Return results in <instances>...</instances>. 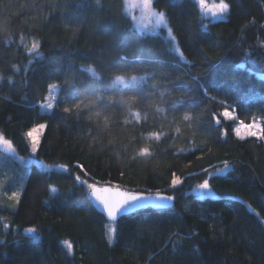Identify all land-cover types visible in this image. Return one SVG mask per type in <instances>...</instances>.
Segmentation results:
<instances>
[{
    "label": "trees",
    "instance_id": "trees-1",
    "mask_svg": "<svg viewBox=\"0 0 264 264\" xmlns=\"http://www.w3.org/2000/svg\"><path fill=\"white\" fill-rule=\"evenodd\" d=\"M226 2L227 18L205 28L198 0L153 1L183 60L164 30L137 28L124 0H0V132L29 156L27 132L45 123L34 155L58 166L4 180L0 264H264V139H240L222 116L264 124V0ZM34 41L39 56L28 52ZM116 76L145 79L122 88ZM53 82L59 93L44 112ZM205 179L215 196L192 193ZM15 183L24 186L12 208ZM92 183L165 191L176 206L112 221L110 240L111 221L87 198Z\"/></svg>",
    "mask_w": 264,
    "mask_h": 264
},
{
    "label": "snow or ice",
    "instance_id": "snow-or-ice-1",
    "mask_svg": "<svg viewBox=\"0 0 264 264\" xmlns=\"http://www.w3.org/2000/svg\"><path fill=\"white\" fill-rule=\"evenodd\" d=\"M97 3H99V0H96ZM199 4L202 8H206L208 11L212 13L213 16H220L224 15L229 12L230 4L226 2V0H219L218 3L214 4L211 8H208V6L205 4V0H199ZM140 6L151 10L153 6V0H140ZM157 17V24L158 25H166L167 21L165 19V13L164 12H156L154 13ZM169 32H171V29H169ZM39 49L40 44L38 42H32L31 47L28 48V52L30 54L39 56ZM177 51H180L177 49ZM180 55L183 56V52H180ZM93 75L96 77V79H99L98 73H93ZM145 79V77H139L132 76L130 81H125L123 76H116L113 83H118L122 86V88H129L132 83L135 82H142ZM51 87V86H50ZM103 97L97 96V100L102 99ZM109 100H112L113 98L111 96L108 97ZM131 99L134 101L135 97H131ZM121 104L127 105L129 102L127 100H124L121 98L120 100ZM48 109H52L54 105L52 103H48L46 105ZM77 109H79L80 104L77 103L75 105ZM65 113H70L72 111L71 108L65 107L63 109ZM97 115H99L97 113ZM134 116L137 120L140 119L139 112L134 113ZM224 116L228 117L229 119L233 118V114L227 110L224 112ZM187 119V117H185ZM105 123H107V118H105ZM216 123H219V119H216ZM240 126L236 127L234 129L235 135L239 137L240 139H244L245 136L247 137H257L260 139H264V124H258L255 121L253 123L245 124L243 120L239 121ZM46 128V125L44 123H39L36 126L30 128L27 132V136L30 140V147H31V153L35 154L38 152V149L40 147V135L42 134V130ZM157 139L159 138V134H156ZM0 146L4 148L6 152L14 153L16 151V148L13 144V142L7 138H5L3 135H0ZM140 155L147 156L149 155V149L143 148ZM20 159H24L21 157ZM35 161L36 163H40L42 167L44 168H51V165H44L42 161L39 160L38 157H30L29 162ZM61 169L67 171L66 165H60ZM78 167H83L82 165H78ZM229 167V162L225 160L223 162V168L217 169L218 172L223 173L225 169ZM204 172L207 173L208 169H204ZM123 175V173H121ZM75 180L79 181L81 184H85L86 182L81 179L79 175L75 176ZM182 184L181 177L175 175L173 173L172 179H171V186L173 188H176L177 186ZM200 189L203 190H209L211 188V185L209 183L208 179H205L202 183L198 185ZM87 188L90 190L91 197L94 198L95 201H97L102 208L104 209L106 216L111 221L115 222L118 220V218L121 216V214H131L134 213L136 210L144 209L149 206H152L156 209H160L163 207H166L165 202L171 201L174 199V197L162 194L161 192L157 191L155 193V196L152 195H146L143 192H130V191H121L118 187H114L111 185L98 187L97 184H87ZM52 191L55 192L56 189L52 188ZM21 197L20 192H12L10 199L14 201L12 207H15L16 204L19 203ZM26 231L28 233H37V229L34 227L27 228ZM116 228H112L109 233V238L111 240V237L113 234H115ZM65 246L69 251L72 250V244L69 241H64Z\"/></svg>",
    "mask_w": 264,
    "mask_h": 264
},
{
    "label": "rangeland",
    "instance_id": "rangeland-1",
    "mask_svg": "<svg viewBox=\"0 0 264 264\" xmlns=\"http://www.w3.org/2000/svg\"><path fill=\"white\" fill-rule=\"evenodd\" d=\"M218 2H219V0H205V4L208 6V8H211L214 4H216ZM124 3H125L126 14L133 19V21L135 22L138 29H140L143 32L151 33V34L160 33L162 30H164L166 36L172 40V43H173L172 47H173L174 51L180 55L181 50H180L179 45L176 41V37L173 34L172 29L170 28V26L168 24L166 15H165V19L167 21V24L166 25H158L157 24V17L154 13L164 12L163 10H159V9L155 8L154 5L152 6L151 10L145 9V8L140 6V0H124ZM198 4H199V0H198ZM199 6H200V4H199ZM200 10H201V22H202L203 27H205V28H207L209 22L225 20L227 18V14H228V13H226V14L220 15V16H213L212 13L210 11H208L206 8H202L200 6ZM169 29H171V32H169ZM177 49H179L180 51H177ZM181 57L183 60H187V58L184 54ZM88 69L91 73H94V72L97 73L93 67H89ZM259 76L264 77V73H259ZM123 77H124L125 81L131 80V78H128L126 76H123ZM59 88H60V85L58 82H53L49 85V90H48V93L46 95V98L41 104V110L42 111H44V112L48 111L49 112L52 110V109H48L46 107V105L48 103H52L53 105H55L56 98H57V95L59 93ZM227 111H229L233 114V118L229 119L228 117L224 116L225 111L222 112V116L226 120H236V122L233 125L234 129L236 127H239L240 124H239V121L237 120V116H236V113L234 112V110H227ZM254 121L258 124H263L262 119H257ZM254 121H252L251 123H253ZM44 130H42V134H43ZM42 134L40 135V138H41ZM0 135H3V134L0 132ZM245 137H247V136H245ZM29 143H30V140H29ZM0 148L2 151L5 152V154H0V194H3L2 187H3L5 181L8 182L11 179H17L16 174H18V176L21 175V177H23V178L26 177L23 170H22V168L24 166L37 165V166H39L45 170H50V169H54V168L58 167V166L48 164L45 161L39 159L40 161L43 162L44 165H51V168H44V167H42V165L40 163H36L35 161L29 162L30 157H35L34 154L29 155V156H23V155H20L17 151H15L14 153H9V152H6L2 146H0ZM4 156H6L7 160H9V161L11 159H14V161H16L19 166H17L13 162H11L10 165H7L9 168L6 167L5 166L6 163L4 162V160H5ZM21 157H23L24 159L23 160L20 159ZM12 166H14V167H12ZM18 179L20 182L19 177H18ZM18 179H17V181H18ZM23 186H24V183L23 184L19 183V185L16 188V183H15V187H14L15 190L14 191L15 192H21ZM192 193H194L198 197L215 196V194L211 188L209 190H203V189H200L198 187V185L193 188ZM13 203H15V202L14 201L11 202V207H12ZM15 207H12V208H15ZM112 228H114V227H113V224L111 222V224H109V231Z\"/></svg>",
    "mask_w": 264,
    "mask_h": 264
},
{
    "label": "water",
    "instance_id": "water-1",
    "mask_svg": "<svg viewBox=\"0 0 264 264\" xmlns=\"http://www.w3.org/2000/svg\"><path fill=\"white\" fill-rule=\"evenodd\" d=\"M95 184H96V183H95ZM108 185H111V186H114V187H118L121 191H130V192H136V193L143 192V193H145L146 195H152V196H155V193H156V192H150V191L131 190V189L126 188V187H124V186L115 185V184H97L98 187H103V186H108ZM159 192H161L162 194H165V195H169V196L174 197L173 200H171V201H166V202H165L166 207H163V208H174V207L176 206V198H175V195H173V194H169V193H167V192H165V191H159ZM87 198H88V200L90 201V203L92 204V206H93V207H94V208H95L100 214H102L106 219H108L107 216H106V213H105L104 209L102 208V206H101L97 201H95L94 198L91 197V194H90V190H89V189H88V191H87ZM147 208H154V207L149 206V207H147ZM147 208H144V209H147ZM163 208H160V209H163ZM154 209H156V208H154ZM140 210H141V209H140ZM137 211H139V210H136L135 212H137ZM127 215H128V214H127ZM124 216H126V215H125V214H121V216L118 218V220H119L120 218L124 217ZM108 220H110V219H108ZM118 220H117V221H118ZM110 221H111V220H110ZM29 228H30V227H29ZM26 229H27V228H26ZM26 229L24 230V234H25V236H26L27 238H34L35 235H36V233H28V232L26 231Z\"/></svg>",
    "mask_w": 264,
    "mask_h": 264
},
{
    "label": "bare ground",
    "instance_id": "bare-ground-1",
    "mask_svg": "<svg viewBox=\"0 0 264 264\" xmlns=\"http://www.w3.org/2000/svg\"><path fill=\"white\" fill-rule=\"evenodd\" d=\"M112 222V221H111Z\"/></svg>",
    "mask_w": 264,
    "mask_h": 264
}]
</instances>
